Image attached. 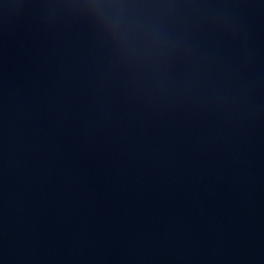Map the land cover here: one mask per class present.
Wrapping results in <instances>:
<instances>
[{"label":"water","instance_id":"95a60500","mask_svg":"<svg viewBox=\"0 0 264 264\" xmlns=\"http://www.w3.org/2000/svg\"><path fill=\"white\" fill-rule=\"evenodd\" d=\"M0 264H264V0H0Z\"/></svg>","mask_w":264,"mask_h":264}]
</instances>
